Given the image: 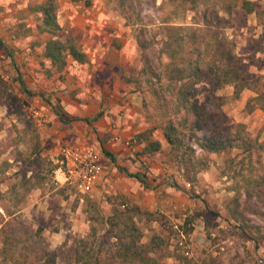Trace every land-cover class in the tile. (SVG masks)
Instances as JSON below:
<instances>
[{
    "label": "rangeland",
    "instance_id": "obj_1",
    "mask_svg": "<svg viewBox=\"0 0 264 264\" xmlns=\"http://www.w3.org/2000/svg\"><path fill=\"white\" fill-rule=\"evenodd\" d=\"M45 1L0 0V229L10 222L0 235V264L10 256L35 260L45 250L55 252L56 264H130L122 244H128L132 224L142 233L139 244L161 236L162 245L152 249L154 261L148 264H264V113L246 110L247 100L255 95L250 88L234 98L232 86L199 84L194 107L175 114L167 89L155 84L158 96L153 95L145 76L138 77L140 57V69L130 78L140 80L139 87L132 83L138 96L136 128L124 142L125 152L107 148L111 159L99 148L106 174L88 194L57 181L59 155L49 143L52 125L46 114H54L60 104L57 92L64 76L59 73L65 68L57 71L43 57L51 37L47 33L43 39L38 30V8ZM52 1L57 23L65 20L69 26L61 28L58 38H73L78 46L84 25L80 18L74 20L77 14L120 19L139 52L136 29L146 28L143 36L158 38L162 19L200 21V14L193 12L185 13L183 21L178 0ZM252 1L264 7V0ZM70 20L80 28L72 29ZM222 33L233 40L235 54L251 77L264 76V28L254 15L235 9ZM159 49L153 44L147 50L155 67ZM168 117L184 142L180 149L170 150L163 136ZM203 136L249 137L256 144L249 160L242 143L227 153L202 151L196 138ZM94 140L100 147L102 142ZM152 141L160 143L159 151L142 153ZM243 176L259 178L258 200H246Z\"/></svg>",
    "mask_w": 264,
    "mask_h": 264
},
{
    "label": "trees",
    "instance_id": "obj_2",
    "mask_svg": "<svg viewBox=\"0 0 264 264\" xmlns=\"http://www.w3.org/2000/svg\"><path fill=\"white\" fill-rule=\"evenodd\" d=\"M178 3L176 6L181 10L183 21L185 20L184 14L187 12L200 14V21L177 24L170 22L169 19H162L157 26L158 38L156 36L155 38L143 36L144 31H148L145 30L146 28L136 29V42L141 50L140 56L143 61L138 77L145 76V81L150 85L153 95L158 96L157 88L160 90L167 89L177 107L175 114L181 110L188 113V109L196 103V86L202 83L208 84L212 88L232 86L234 98H238L243 90L250 88L255 95L247 100L246 110L252 112L258 108L264 113V76L251 77L242 59L235 54L233 40L222 33L223 29L229 27L231 15L237 8L242 9L248 15L253 14L257 25L264 28V7L261 8L257 2L252 0H178ZM38 9L42 13L38 30L40 33L51 35L43 50V57L50 61L51 66L57 71H62L67 65V58H71L77 63L86 62V55L80 50L73 38L64 41L58 38L61 28L56 20L53 1L46 0ZM122 13L128 21L127 13L124 10ZM153 44L160 47V55L157 58L159 66L157 67L147 54V50L153 47ZM8 55L12 58L11 52ZM17 80L20 88L28 93L23 80L20 78ZM139 81V79H130V83L138 84V87ZM155 84L157 88L154 87ZM56 113L61 117V111L56 109ZM172 121V118L168 117V122L163 128V136L170 150H176L182 148L184 142L182 139H178L177 129ZM241 143L245 145V151L248 152V159L250 160L256 142L250 140L249 137L230 136L221 139L203 136L196 138V144L202 151L216 154L230 152L239 148ZM160 148L161 145L158 141H152L143 148L142 153L151 154L159 151ZM104 153L113 159L109 153ZM238 173L236 172V175ZM131 177L145 183V179L139 174L131 175ZM258 179L252 178V176H243V182L246 184L244 192L247 201L258 200L262 195L258 191L260 184ZM236 202L237 198L235 199ZM234 212H232V218L237 220ZM240 215L242 217L243 214ZM6 216L10 218L12 214L6 210ZM9 224L10 222L7 221L2 225L0 235ZM40 231L41 228H38L34 236H38ZM141 234L140 229L135 224L130 225V239L127 240L130 245L122 244L125 246L126 256L130 253V264H148L149 261H154L152 249H160L162 245L160 235H153L146 245L139 244ZM121 241H123L122 238H119V242ZM39 255L41 257L35 260L25 258L23 262L14 256H10L8 261H3L1 264H56L54 251L45 250L43 254L39 253Z\"/></svg>",
    "mask_w": 264,
    "mask_h": 264
},
{
    "label": "crops",
    "instance_id": "obj_3",
    "mask_svg": "<svg viewBox=\"0 0 264 264\" xmlns=\"http://www.w3.org/2000/svg\"><path fill=\"white\" fill-rule=\"evenodd\" d=\"M78 18L82 21L81 26L84 25L80 30L79 46L87 61L77 63L67 58L64 71L59 73L64 76L57 92L61 104L58 103L57 110L62 115L46 114L52 125L48 132L49 143L56 153L61 146L84 144L98 152L99 148L103 152L108 148L123 154L124 142L136 128L138 96H135L130 78L140 69V52L120 19L109 18L106 14L87 17L77 14L74 20ZM64 21H58V24L60 28L68 29ZM69 24L72 29L80 28L73 20ZM41 34L43 39L48 36ZM103 138H109L105 144ZM93 139L96 143L102 142L100 147L92 143ZM102 162L104 165L103 157ZM105 174L104 165L101 180Z\"/></svg>",
    "mask_w": 264,
    "mask_h": 264
},
{
    "label": "built area",
    "instance_id": "obj_4",
    "mask_svg": "<svg viewBox=\"0 0 264 264\" xmlns=\"http://www.w3.org/2000/svg\"><path fill=\"white\" fill-rule=\"evenodd\" d=\"M58 155L54 170L57 181L82 194L93 191L104 172L101 154L92 146L75 144L61 146Z\"/></svg>",
    "mask_w": 264,
    "mask_h": 264
}]
</instances>
